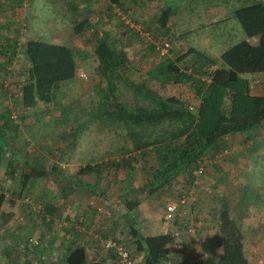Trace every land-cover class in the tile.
<instances>
[{
    "label": "rangeland",
    "instance_id": "obj_1",
    "mask_svg": "<svg viewBox=\"0 0 264 264\" xmlns=\"http://www.w3.org/2000/svg\"><path fill=\"white\" fill-rule=\"evenodd\" d=\"M259 1L264 2V0ZM252 2L254 1L174 0L170 4L174 7V16L170 24L169 37L161 36V39L165 38L164 40L173 49V53H170L169 57H174L181 52L184 53L189 48H194L214 60L217 66H222L220 55L230 46L245 39L244 32L238 20L234 17V11ZM165 4L168 5L169 2L166 1ZM70 5H73L71 10ZM103 5H106L104 0H0V45H3L5 41L15 45L16 54L13 56V64L10 66L16 70L18 69V71L20 68L23 70L24 59H26L24 56L25 43L33 39L48 43L52 40L55 44L61 43V45L65 44L87 54L93 53L94 34H99L104 27L105 29L107 28L104 25L102 26L100 21L96 22L99 19V9H101L99 6ZM155 10L157 11V9ZM207 10L209 13L214 11L213 17L211 13L212 18L207 14ZM9 13H11L10 16H8ZM32 14L34 18L30 20ZM15 15L18 17L16 18ZM2 16L6 17L3 18ZM144 16L147 18L146 15ZM85 19L96 22L98 25L97 31L91 21L90 27L88 26L89 30L87 29L79 35L75 34L73 28ZM155 19L157 20L156 17ZM144 24L141 26L136 24L137 29L151 36L154 33L151 31L153 26L148 28L150 31H147ZM102 32L104 33L105 31ZM141 40L139 44H135V50L145 47L150 42L144 37ZM153 41L156 46L159 45L158 39ZM143 51L147 53V51ZM128 53H130L128 54L129 56L126 52H120L119 54L127 60L124 65L127 81L132 80L135 83H139L148 80L146 72L154 67L158 62V58L151 57L148 53L145 56L133 55L129 51ZM189 59L190 57H187L184 60V66L189 65ZM77 61L76 77L60 89V102L58 104L45 105L40 103L36 109H24L20 105V100H17L18 98L20 99L18 92H20L21 86L25 82L23 78H19V72H15V77L10 76L9 72L6 74L5 79L1 80L3 84L7 83V86H9L8 91L12 93L10 97L12 101L7 105L10 112H12L11 115L17 117L26 116L22 124L17 128L6 130L5 138L9 145L4 149L6 156L0 158V194H6L1 208L2 211L9 212L12 215L7 225L16 228V232H12L7 240L12 245L13 241L18 243V245L21 244L22 248L17 250L22 252L20 260L23 264L24 262L33 264L32 262L35 260L32 252L30 253L32 250H27L28 252H26V241L30 242L31 240V245L33 246L37 243L44 244L51 239L52 242L50 241V243L52 246L49 247H54L58 250L57 247L62 243H71L74 231L78 232L81 230L84 234L82 239L89 241V243H94L92 237L96 235L97 228L113 226V235L107 240L111 239L116 242V245H123L129 249L136 261L141 256L138 254L133 255V241L129 236L126 237L128 232L123 215L129 208L121 202L126 193L121 187L122 173L114 174L111 172L109 175L106 174L110 170L102 172L99 176L91 175V182L99 187L97 188L99 190H96L97 195H92L91 192L83 188L73 189L65 181L49 174L48 169L52 166L62 169L65 175L69 176L76 174L81 165L101 163L121 157L119 152L116 153L114 151L115 148L123 143L122 138L116 134L118 131L115 132L114 126L109 128L101 125L96 120L90 121L91 117L87 114L88 112H98L97 100H99V94L97 83H100L101 85L99 84V86L101 87L104 85L105 80L97 77L94 70L97 63L93 61L91 56L88 59L79 57ZM180 65L184 68L182 64ZM242 77L250 82L252 77H264V73H249ZM147 86L157 89L163 97H178L187 102L193 109L198 105L199 101L195 96L194 89L189 85L168 84L164 89L159 90L157 83L148 80ZM121 91L129 96L123 89ZM62 93L64 95H61ZM127 96L126 98H128ZM15 100L18 103H14L13 101ZM64 107L69 109L64 111L66 117L62 113ZM227 107L228 99L225 102V110H228ZM74 117H76L77 122L73 121ZM17 122L19 121L17 120ZM77 123L83 125L84 128L76 131ZM258 137V144L257 141L256 144L262 146L264 140L260 136ZM240 145H243L244 149H248L247 144L242 143ZM26 162H29L31 167H27ZM37 164L38 166L43 165L46 172H38ZM202 164L205 169L210 167L207 162H202ZM216 165L207 168L206 171L225 172L224 170L221 171ZM9 168L10 170L7 172ZM256 169L259 172H255L253 178L255 180L261 179L262 183L256 186L254 182L255 188L252 182V189L246 190L243 196L241 195V187L244 186L243 178L241 176L234 177L235 174L230 172V168L229 171L224 173V176L226 178L229 177L231 180L227 186L222 183L226 188L229 186L226 203L230 206L231 214L236 219L243 233V253L248 264H264V170L260 166ZM135 173L138 174V172ZM115 175L117 176L114 177ZM261 176L262 178H260ZM10 181H14L15 184H9ZM141 181H138L135 175L131 183L136 187L140 185ZM179 183L182 191L192 192V189H195L187 180L179 179ZM8 188L9 190H6ZM260 188L259 192L257 189ZM137 189L138 191H134L131 197L132 200L140 201L148 198L155 205L160 202L163 204L166 200L165 192L148 196L146 191L141 192L139 188ZM210 189L212 190L213 188ZM12 191H16L17 195L11 196L10 193ZM68 191H72L69 194L70 196ZM169 191L170 189H168V194L170 193ZM64 192H67V196L62 198V193L64 194ZM100 194H105V197L102 199ZM191 196L195 197L196 201H201V203L198 202V209L194 210V213H191L188 217L186 216V218L195 223L205 219L208 221L205 220V223L199 227L198 231L196 230V237H194L196 246L191 240L192 236L187 233H184L185 240L189 241L191 247L194 245L197 250L204 251L207 255L211 252L216 258L220 250L217 246L210 245L211 236L209 237V235H213L212 233L215 229V218L212 217L211 222L209 213L204 212L200 207L201 204H205L209 211V207H212L209 204L210 198L204 200L207 196L203 195L202 191H193V194L187 197ZM202 196L203 201L201 200ZM48 200L59 207V220L50 216L43 217L42 206ZM217 205L221 206L219 203ZM75 216H78L81 220L82 226L77 225L78 223L74 219ZM210 228L212 233L209 234L208 229ZM0 237H2L1 234ZM107 240L98 244V253L96 255L95 252L94 256H96L95 258L102 256L108 263L116 264V250L110 248L106 252L104 248ZM174 243L172 246L175 245ZM94 245L93 247H95ZM207 247H209V251ZM10 249L14 251L13 246ZM51 251L53 252L54 250ZM189 252H193V250ZM24 253H30L32 256L30 255L29 258V255L25 254L27 256L25 258ZM206 254L201 257L205 258ZM87 255L89 259L93 258L90 248H87ZM187 257L188 253L181 254L179 262L186 264ZM13 260L16 262L13 264H17L15 256H13ZM49 260L54 259L50 258ZM10 262V258H4L3 261L0 260V264H10Z\"/></svg>",
    "mask_w": 264,
    "mask_h": 264
},
{
    "label": "trees",
    "instance_id": "obj_2",
    "mask_svg": "<svg viewBox=\"0 0 264 264\" xmlns=\"http://www.w3.org/2000/svg\"><path fill=\"white\" fill-rule=\"evenodd\" d=\"M108 1L111 4H120V0ZM252 1L254 2L234 11V17L238 20L245 39L230 46L220 55L222 66H217L214 60L194 48L181 52L179 56L169 57V54L173 53L169 44L168 54L161 57L156 50L158 45L155 47L154 41L149 44L147 53L149 54V51L155 53L158 62L146 72L147 79L157 83L159 90L164 89L168 84L189 85L194 89L199 101L194 109L178 97L161 96L157 89L147 86L148 80L139 83L127 81L124 71L127 60L114 50L109 43L107 32L102 35L94 34V48L91 54L70 46L35 39L25 43L24 56L27 66H24L22 71H25L26 80L19 92L20 105L24 109H36L40 103L58 104L60 89L76 77L79 57L85 59L94 57L93 61L97 63L95 73L99 79H104L105 83L101 87L100 83H97L98 112L87 114L91 117L90 121L96 120L109 128L114 126L115 132L118 131L116 134L122 138L123 143L114 151L119 152L121 157L101 163L81 165L76 174L69 176L56 166L48 170L49 174L65 181L73 189L83 188L92 195H97L96 190H99L97 189L99 187L91 182V175L99 176L102 172L110 170L106 174L122 173L121 187L126 193L121 202L129 208L123 215L128 232L126 237L129 236L132 239L133 255H141L142 264H165L172 252L175 235L172 232L154 236L142 234L138 202H136L139 200L131 198L134 191H138L137 188H139L141 192L146 191L148 196H151L168 192L178 179L192 182L191 180L195 177L204 175V166L200 175L195 173L203 165L202 162L210 151H213L212 157L224 156L225 138L251 136L254 139L252 135L264 125V96L251 95L250 82L242 77L249 73H264V2ZM71 6L73 5H70V10L73 8ZM171 16V7L166 5L156 20L157 34L169 37L168 22ZM88 26L90 27V23L85 19L76 24L73 31L79 35L89 30ZM160 35H156L153 40L158 39V44L162 45L167 41L164 40L165 38L161 39ZM13 55H15V45L8 41L5 45H0V72H4L3 79H0V90H5L1 80H4L6 74L10 72L8 68L13 64ZM187 57H190V62H188L189 65L184 66L183 62ZM212 67L214 68L210 69ZM227 99L228 110H225ZM64 108L62 113L66 117L64 111L69 109ZM4 117V124L0 126V158L6 156L4 149L9 145L5 138L6 130L11 123L19 126L26 118V116L12 118L9 114ZM73 121H76V117ZM76 128V131H80L84 126L77 123ZM253 148L252 155L257 151L256 142ZM38 164L36 165L38 172H46L44 166H38ZM26 166L31 167V164L26 162ZM9 170L10 168L7 172ZM135 175L138 181L143 179L136 187L131 183ZM10 183L15 184L14 181ZM71 192L68 191V195ZM66 193H62V198L67 196ZM10 194L17 195L16 191ZM5 195V193L0 194V228L7 225L12 217L11 213L4 212L1 208ZM100 195L102 199L105 197V194ZM185 197L187 195H181L179 199ZM42 207L43 217L50 216L59 220L58 206L48 200ZM74 219L77 225L82 226L83 223L78 216ZM217 219L220 236L217 248L220 251L216 258H207L208 264H248L243 253V233L226 202H221ZM113 227L96 229V235L92 237L94 243H91L92 246L95 244L96 255L98 244L105 242L113 235ZM184 227L187 229V224ZM73 233L69 246L68 244L60 245L62 259L50 264L112 263H108L102 256L89 259L85 247L81 246L78 240H82L83 243H89V241L82 239L84 234L81 230ZM194 237L196 236H193L191 240L195 241ZM31 242V240L26 241L25 249L26 252L32 250L35 259L40 260L46 252L53 250L48 246L51 243H37L32 246ZM179 257L180 255L176 257L174 264H183L179 262ZM38 264H45V261L40 260Z\"/></svg>",
    "mask_w": 264,
    "mask_h": 264
},
{
    "label": "crops",
    "instance_id": "obj_3",
    "mask_svg": "<svg viewBox=\"0 0 264 264\" xmlns=\"http://www.w3.org/2000/svg\"><path fill=\"white\" fill-rule=\"evenodd\" d=\"M166 1L169 2L168 5L171 7V10H172V16L170 17L169 22H168V26L171 27L170 24L172 23V19L174 16V7L170 4L174 0H120L119 5L111 4L108 0H104L105 4L106 3L108 4L99 6L101 9H99L100 11V14L98 16L99 19L96 20V22L100 21V24L102 26L103 25L106 26L107 28L106 29L105 27L102 28V30L99 32V35L103 34L102 31L107 32L109 34V43L113 46L115 51H118L117 52L118 54H120V52H126V54L128 55L130 54L128 53L129 51L133 55H141V56L146 55L147 53L144 52L143 50L147 51L149 49V44L153 43L152 41L154 37L156 35H160L156 33L158 26L156 25L155 17L158 18L160 16L162 8L164 9L166 6L165 4ZM155 9H157V11ZM206 12L210 17H211V13H212V17L214 16V11L209 13V11L207 10ZM10 14L11 13H9L8 16H10ZM144 15H146L147 18ZM2 17L4 18L6 16H2ZM30 17H31L30 20H32L34 18V15L32 14ZM91 21L92 20L89 21L90 24H91ZM96 22L92 21V23H94L95 30L97 31L98 25L96 24ZM143 23H145L144 27L147 28L145 29L147 31H150V29L148 28L149 27L151 28V26H153L151 28L153 30L151 31H153L154 33L151 34V36L149 34L142 33L141 31L137 29L138 28L137 25L141 26L143 25ZM142 37H144L145 39H148V41L150 42H148L147 45H145V47L137 48V50H135L136 49L135 44H139V41L142 39ZM5 42L3 45H5ZM49 42L53 43L52 40H50ZM58 44H61V43H58ZM153 44L156 47V44L155 43ZM62 45L66 46L65 44H62ZM148 55H150L151 57H156V54L153 53L152 51H149ZM24 61H25L24 66H27L26 59H24ZM8 70H10V74H11L10 76H13V77H15V74H16L15 72L18 71V69L16 70L11 66L8 68ZM18 72L20 76L19 78H23V81H25L26 80L25 75H24L25 71L23 72L22 69L20 68ZM2 76H4V72H0V79H3ZM3 85H4L5 90H2V89L0 90V126L4 124V118H5L4 116H6V114L7 115L9 114L10 116L12 113L10 112V109L7 107V105L10 104V101H12L10 99V97L12 96V93L8 91L9 86L6 87L7 84L4 83ZM12 87H14V85H12ZM250 94L253 96H264V77H252L250 81ZM17 100H19V98ZM13 102L18 103L16 100ZM17 127L18 126L11 123L9 128H17ZM261 128H259V130H257L252 135L254 139H252L251 136H248V137L233 136V137L225 138L223 141V144L226 147L225 148L223 146L225 148V150L223 151L224 156L212 157L211 155H213L212 153L213 151H210L209 154L206 155L205 160L203 161L204 163L206 162L209 163L210 167H207V168H211L212 166L217 164L216 167L218 166L221 171L224 170L226 172V171H229V168H230L231 169L230 172H234L235 174L234 177L241 176L243 178L242 181L244 184L243 187L240 186L242 196L243 194H245L246 190L247 191L251 190L253 185L256 188V186L262 183L261 179L255 180V178H253L255 172H259L256 169L258 168V166H260V168L264 170V142L262 146L257 145L258 139H259L258 136H260L264 140V132H263L264 128L263 129ZM254 141L255 142L257 141V144H256L257 151L255 152L254 155H252L254 152L253 147L255 146ZM242 143H245L248 145L247 150L243 148V145H240ZM62 167H65V166H62ZM206 169H205L204 175L200 177H195L194 180H191L192 182H189V184L195 188V189H192V192L182 191V187L178 179L172 184L170 191H169L170 193L168 194L167 192H165L166 200L163 202V204H161L160 202L158 205H155V203L153 201H149L148 198L142 199L138 201L137 203L138 212L140 214L141 225H142L140 230L143 235L154 236V235L165 234L167 232H172L175 235V243H174L175 245L172 247V252L169 255V258L165 264H174L176 257H178L181 254H185V252L188 253V257L186 258V264H199L198 262H200V264H207L209 263V260H207V258H212V259L215 258L214 254H212L211 252H209V254L207 255L204 251L197 250L195 248L196 246L194 243L195 241H193V244L195 246L193 245L191 247V244L189 243V241L185 240L184 233L191 235L193 238V236H195L196 230L198 231L199 227L205 223V220L208 221L207 219H205L203 221H200L199 223H195L186 218V216L188 217L191 213H194V210L198 209L197 208V206L199 205L198 202L201 203V201H198V200L196 201V199H194L195 197L193 196L185 197L186 203L179 206V211L175 214V220L173 223L163 221V218H162L164 214L165 206L168 203L178 201L181 195L189 196L193 194V191H198V192L202 191L203 195L205 194L207 196L204 198V200H208L210 198L209 204L212 207H209L210 208L209 211L207 210V206L205 204H201L200 207L202 208L204 212L209 213V216L211 217L210 218L211 222H212V217L215 218L214 232L212 233L211 228L208 229L209 234L210 233L213 234V235L208 234L209 237L211 236V238L213 236L212 239L210 238V245L217 246L220 240V236L218 233L217 215L221 207V206H218L217 203L221 204V202L227 201L229 186L227 188L226 186L228 185V182L231 179H229V177L226 178V176H224L225 172L215 173L211 170L206 171ZM260 178H262V176ZM252 182H253V185H251ZM220 183H221V186H220ZM222 183L226 184V186H223ZM175 184H177V186H175ZM210 188H213L212 191L210 192L211 194H207L208 193L207 190H210ZM257 190L260 192L261 188ZM201 200L203 201V196ZM228 207L230 208L229 205ZM212 209L213 211H211ZM186 224H187V227L190 225L193 226L194 228L193 234H190L187 231V229H185L184 225L186 226ZM15 230L16 228H12L10 227V225H3L1 229V233H0L2 236L0 237V242H2L0 243V260L3 261L4 258H7V259L10 258L11 260L10 264H13V263H16L13 260V256H15L17 264H23V262L20 260V254L22 252H19L20 248H22L21 244L18 245V243L13 241V245H12L11 243H8V240H7L12 232L14 233L16 232ZM181 230L183 231L181 232ZM50 241L51 239H49V242L47 243L50 244ZM82 242H83L82 240H78V243H80L81 246L85 247L86 253H87V248H90V252L94 258V254L96 252L94 249L95 247H93L91 243H82ZM44 244H46V242ZM70 244L71 243L68 242L67 246H69ZM12 246L14 247V251H11L10 249ZM48 246H51V245H48ZM18 248L19 250H17ZM208 248L209 247H207V249ZM52 249L54 250L53 252L52 251L46 252L44 256L40 257V260L41 261L44 260L45 264H50V262H57L60 259H62L60 245L57 247L58 250H56L54 247H52ZM192 250L193 252H189ZM30 253H24V257L27 258V256L29 255V258H30V255H31ZM25 254H27V256H25ZM203 254H206L205 258L203 257L204 259L201 257ZM32 255H34L33 251H32ZM50 258L54 260H49ZM198 258H201V260H197ZM40 260L39 258L35 259L33 260L34 262L32 263L38 264ZM138 261L142 262V256H139ZM210 261H213V260H210ZM24 264H28V263L24 262Z\"/></svg>",
    "mask_w": 264,
    "mask_h": 264
},
{
    "label": "built area",
    "instance_id": "obj_4",
    "mask_svg": "<svg viewBox=\"0 0 264 264\" xmlns=\"http://www.w3.org/2000/svg\"><path fill=\"white\" fill-rule=\"evenodd\" d=\"M168 49H169V43L164 42L162 45H158L156 50L159 53V56L164 57L168 54ZM7 84V83H5ZM7 87V85H6ZM12 118H16V116H12ZM264 132V129H263ZM203 172V165L196 171L195 174L200 175ZM207 192L210 193V190H207ZM186 203V198H181L178 201L175 202H170L165 206L164 209V214L162 218L166 222H173L175 219V214L179 211V206ZM187 231L190 234L194 233V228L192 225L188 226ZM105 250H109L110 248L116 250V256H117V263L118 264H142L141 261H136L132 253L129 249L124 247L123 245H116V242L113 240H107L106 243L104 244ZM197 260H201V258H198Z\"/></svg>",
    "mask_w": 264,
    "mask_h": 264
}]
</instances>
